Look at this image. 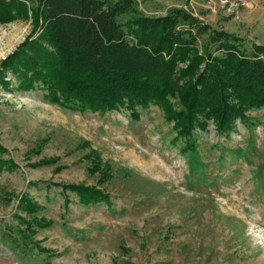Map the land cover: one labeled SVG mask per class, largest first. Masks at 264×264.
<instances>
[{
	"label": "rangeland",
	"instance_id": "1",
	"mask_svg": "<svg viewBox=\"0 0 264 264\" xmlns=\"http://www.w3.org/2000/svg\"><path fill=\"white\" fill-rule=\"evenodd\" d=\"M132 1L150 17L181 9L234 35L245 53L251 43L264 45V0H247L231 15L220 0ZM26 13L0 23V62L29 37ZM205 38L195 40L199 52ZM3 80L0 264H264V108L247 111V123L235 122L227 136L208 121L192 134L194 156H184L156 105L138 109L136 117L124 109L78 113L48 103L38 86L18 90L8 70ZM61 184L95 187L109 204L82 206L66 192L64 206ZM25 194L41 210L17 211ZM14 214L52 224L34 230L30 240L37 245H10L6 235L23 226Z\"/></svg>",
	"mask_w": 264,
	"mask_h": 264
},
{
	"label": "trees",
	"instance_id": "2",
	"mask_svg": "<svg viewBox=\"0 0 264 264\" xmlns=\"http://www.w3.org/2000/svg\"><path fill=\"white\" fill-rule=\"evenodd\" d=\"M26 11L32 24L29 37L0 62L5 89L8 70L18 80V90L38 86L48 103L73 112L124 109L136 117L138 109L156 105L184 156H194L192 134L204 131L208 121L215 133L227 136L235 122L247 123V111L264 108V45L251 43L245 53L234 35L210 29L181 9L150 17L132 0H0V23L26 18ZM122 15L130 18L120 23ZM204 34L199 52L195 40ZM210 48L221 54L213 55ZM194 162L200 165L196 156ZM57 186L64 206L66 192L82 206L109 204L107 194L95 187ZM16 210L32 215L41 206L25 194ZM13 217L23 225L6 235L14 246L18 240L31 243L34 230L52 224L44 218Z\"/></svg>",
	"mask_w": 264,
	"mask_h": 264
},
{
	"label": "built area",
	"instance_id": "3",
	"mask_svg": "<svg viewBox=\"0 0 264 264\" xmlns=\"http://www.w3.org/2000/svg\"><path fill=\"white\" fill-rule=\"evenodd\" d=\"M220 3L228 15L236 14L247 6V0H220Z\"/></svg>",
	"mask_w": 264,
	"mask_h": 264
}]
</instances>
